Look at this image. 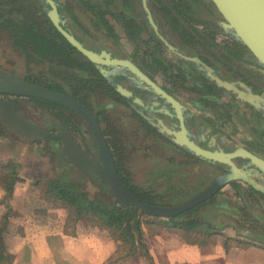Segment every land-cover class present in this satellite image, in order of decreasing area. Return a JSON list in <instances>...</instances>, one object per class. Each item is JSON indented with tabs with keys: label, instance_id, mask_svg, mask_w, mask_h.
Returning <instances> with one entry per match:
<instances>
[{
	"label": "trees",
	"instance_id": "1",
	"mask_svg": "<svg viewBox=\"0 0 264 264\" xmlns=\"http://www.w3.org/2000/svg\"><path fill=\"white\" fill-rule=\"evenodd\" d=\"M23 2L24 0H0L1 37L7 40L13 54H19L24 63L46 66L47 77L35 82V77L29 76L31 83L61 93L68 92L80 98L90 90V82L93 84L94 81L103 79L98 72L102 67L97 66V71L94 69L95 64L86 59L85 62L83 60V64L74 66V58L79 53L55 30L39 0H31V6L35 10L30 13L26 12ZM54 2L65 10L69 24L72 28L77 27L84 39H91L115 51L123 49L134 50L137 53L141 50L142 56L147 59L144 67L157 75L161 72L165 82L179 79L178 81L186 83V87L193 91L192 94H196V103L202 108L203 100L214 103L211 99L212 92L215 89H222L213 79L220 76L219 68H230L225 75L232 73L231 75H235L234 81L238 82L242 80L240 78L249 80L247 74L259 73L257 68L261 67L256 59L247 56L248 50L233 36L232 30L222 27V20L209 0H54ZM34 3L39 4L38 9ZM38 17L42 19L39 21ZM198 23L203 25L204 31L195 27ZM60 24L67 29L63 21ZM214 27H218L219 30L216 31ZM69 32L72 33L70 30ZM217 33L227 36L230 44L217 43L215 40ZM77 40L81 46L86 47L83 40L78 38ZM161 47L173 48V52L181 60L193 66L200 77L209 81L211 85L207 88L210 93L205 95L200 91L197 82L200 78L195 73L187 75L183 71V66L166 60L161 55L163 50ZM2 55L8 58L10 52L4 51ZM239 85L254 91L250 90L247 84ZM39 100L57 111L56 119L59 122L73 133L77 132L73 125L77 119H82L73 111L53 102ZM84 101L85 98L81 97L80 102L84 104ZM121 131V128L113 123L104 134L109 137V146L121 182L143 203L159 207L180 204L195 194L191 193L192 187L207 179L209 173L219 171L220 164H210L207 160L196 157L187 148L184 149L191 153L190 160L188 158L180 160L175 157L182 152L179 146L147 136L141 139L139 148L146 152L145 162L152 167L151 178L137 184L134 181L136 170H131L132 167L126 164L125 148L120 139L124 134L121 135ZM133 133L141 135L138 131ZM137 135L133 136L138 137ZM7 138L15 140L17 144L28 146L39 143L25 140L26 138L22 136H13L0 124V139ZM1 144H4V141H0ZM38 146L48 151L41 147L40 143ZM157 149L163 156L153 155ZM47 153L50 157L48 165L53 166L45 171L39 168L40 156H43V153L32 151L29 155V161H34L33 167L37 170L34 183L36 185L43 183L46 197L67 210L64 231L71 228L68 233L74 234L75 227L82 223L86 227L102 228L112 234L111 240L115 241L116 248L105 264H155L149 254L146 232L152 237L162 230L179 234L186 243L205 246L212 241L216 232L232 229L238 237L250 242L246 244L225 238L223 242L225 249L232 243L238 246L253 244L264 246V193L241 181L229 183L212 198L180 215L161 219L147 216L134 207L115 200L103 185L97 186L74 168H59L54 162V155L50 151ZM23 164L24 161H18L17 155L8 154L6 158L0 159L2 187L6 200L12 195L15 184L22 182L20 170ZM195 173L200 175L193 178ZM184 180L188 183L180 186L179 182ZM257 180L264 184V180L261 181L259 177ZM160 187L166 188L163 191L159 189ZM2 232L3 230H0L1 254L5 252ZM4 259L2 254L0 261Z\"/></svg>",
	"mask_w": 264,
	"mask_h": 264
},
{
	"label": "flooded vegetation",
	"instance_id": "2",
	"mask_svg": "<svg viewBox=\"0 0 264 264\" xmlns=\"http://www.w3.org/2000/svg\"><path fill=\"white\" fill-rule=\"evenodd\" d=\"M52 1L54 2V0ZM39 2L42 6L43 11L44 12L47 11L48 13V11L50 10V6L48 5L47 1L39 0ZM55 5L60 17V22L63 21L67 29L62 27L61 24L60 26L64 30H66L69 34H72L73 36L75 35L78 39L83 40L86 46L84 48L89 49L98 55H100L102 51H105L110 55L111 59L127 60L131 62L134 66H136L139 69L140 72H142L151 81H153L162 91H164L168 96L172 97L175 101H177L180 104L181 106L180 112L183 120L184 129L186 131V136L190 141L194 142L200 148L212 152L218 151L224 153H233L237 149L242 148L264 160V105L262 102H260L259 106H255L247 101L241 100L237 96V93L235 91L227 90L223 86H220L222 89H215L214 92H212L213 98L211 99L214 103L203 100L201 103L204 107L203 108L201 106L199 107L198 104L196 103V99H197L196 94L194 93L192 94L193 91H190L188 89V86L186 87V83L178 81L179 79H175L174 81L172 80L173 82L171 80L165 82L163 81V75L159 70L158 71L160 73L159 75H157L151 72V70L144 67V65H146L147 59L142 56L141 50L139 51L140 53L138 51L137 53H135L134 50L126 51L123 49H120V51L118 50L115 51L111 49V47L109 49V47L101 43L95 42L91 39L90 40L84 39L83 35L78 31V28L77 27L72 28L71 27L72 25L69 24V20L67 19V13H65V10L60 5L58 6L56 3ZM207 12L208 11H206V13ZM195 27L200 31H204L203 25L199 23L196 24ZM214 29L216 31L219 30L218 27H214ZM69 30L72 33H70ZM218 36H221L222 38L218 39ZM77 38L75 39L77 40ZM215 40L219 44H224V43L230 44L229 38L223 35L222 33H217L215 35ZM161 49H163L161 55H163L164 58H166L165 56L168 53L172 54L176 59H178V62L170 61L171 63L179 65L180 67L183 66L182 67L183 71L187 75L195 73L200 78L199 81L197 82L199 83L200 91H202L203 94L206 95L210 93L207 87L211 85V83L200 77V74L197 73V71L194 69L193 66L181 60V58H179L175 54V52H173V48L161 47ZM79 55L74 58V66L83 64V60L86 59L80 53ZM247 56L249 58H253L249 52L247 53ZM166 60H168V58H166ZM87 61L90 62L89 60ZM97 66L102 67V69L98 71ZM258 67L259 68L257 69L259 70V73L251 72L247 74L249 80L247 79L244 80L243 78L239 77L242 80L238 82L234 81L235 75H231L232 73L225 75V73H227L228 70L230 69L228 67L227 69L219 68L218 70L220 72V76L215 77L213 79L215 82L217 79L222 82H226L231 86H233L238 91H241L247 95L252 94L264 98V67L263 66L261 67L258 66ZM94 69H96L99 72V74H101L103 79L101 81H94L93 84L90 82V87H89L90 90L85 92L86 94H83L81 96L84 97L86 100L84 101V104L80 102L81 97L79 95L78 97L80 98H77L73 95L72 96L81 105H83L93 116L97 118L100 130L103 136L105 137L108 145H109V137L104 134V131H106L107 128L112 126L113 117L114 116L119 117L117 115H120L124 120V122L126 121L125 125L127 126L126 128L127 133H133V131H138L141 133L142 136L141 135L139 136L134 133L133 134L137 135L139 139H144L145 137L149 136L154 140L155 138L156 139L159 138L168 143L175 144L173 141L174 136L171 133L168 134L167 131L179 132L180 123L177 118L176 111L165 98H163L156 91L150 88L144 81H142L138 76L130 72L127 68L116 65L95 64ZM86 71H88L87 68ZM0 73L15 75L20 80H23L30 84H34L31 83V81L28 79V76L25 77L21 76L17 72H12L0 68ZM88 73L90 74L89 71ZM78 75H80V72H78ZM87 76L88 74H86V77ZM86 77L84 76L85 79L90 80ZM34 81L35 82L40 81V78H36ZM190 83L191 80L189 84ZM239 83L247 84L248 88L250 90L253 89L254 91H249L247 89L242 88L243 86L239 85ZM118 87L126 90L127 92L130 93V95L121 94L118 91ZM180 92L181 93L183 92V94H181ZM67 93H62V94L71 95ZM192 96L194 97L190 98ZM0 98L6 99L9 102L13 112L29 120L31 123L35 124L45 133L50 135L49 137H44L41 139L26 138L25 140L31 142L33 141L37 143L39 142L41 147H45L48 151H50L54 155L53 158L54 162L59 168L62 167L74 168V167L70 163H68L67 166L64 165L60 166L61 162L59 160L60 157L59 150L62 149V144L61 141L57 138V136L60 135V131L55 128V124H59L60 126H62L63 130L67 131L72 136V138L75 141H77V143L89 154L90 158L92 159V154L94 152V149L92 148V142L89 137L91 128L89 127L87 122L83 118L78 116L75 112L74 113L82 120L79 119L76 120V124H74L73 126L75 127L77 132L73 133L71 130H69V128L65 127V125H63L61 122H59L56 119L57 111L53 110L52 108L50 109V107H48L45 102L43 103L38 98L37 100L36 98L15 97V96H8L1 94H0ZM104 108L106 111H104ZM114 112L115 113L119 112V113L115 114ZM223 117L229 123V126L231 127V131L232 133H234L233 135H229L221 131L222 126L224 125L223 123H221V118ZM0 124L7 130V132L11 133L13 136L16 137L20 136L14 130H10L7 126V123L3 121L2 118H0ZM145 129H148L149 132L147 131L148 132L147 133ZM237 134H242L243 139L241 140L235 137L237 136ZM120 139L122 145L124 146V148H126L125 142L123 143L122 138ZM126 140H127V136H126ZM56 144H58V146H56ZM157 147L161 149L159 145ZM179 148L181 149L182 152L175 155V157L180 160H184V159L187 160L186 158L189 159L191 153H189L184 149L186 147L179 146ZM159 149L155 150L154 152L161 154L162 149L161 151ZM125 152L126 151L124 150V156H125ZM181 153H185L186 155ZM195 156L203 160H207L197 155ZM207 162L210 164H216V163H212L209 160H207ZM233 162L239 167L242 166L246 167L247 164L246 161L242 160L239 157H235L233 159ZM218 168L219 171L217 170L212 174L209 173V177L207 179H205L202 183L192 187L191 193H195V194L190 195L185 200L200 193L215 177L225 174L228 169V167L223 164H220ZM74 169L80 172L78 169L76 168ZM199 175H200L199 173H195V175H193V178L198 177ZM259 178L261 179V181L264 180L262 179V177ZM257 179L258 177L253 178L255 182L264 186V184H262ZM226 186H224L223 188H225Z\"/></svg>",
	"mask_w": 264,
	"mask_h": 264
},
{
	"label": "water",
	"instance_id": "3",
	"mask_svg": "<svg viewBox=\"0 0 264 264\" xmlns=\"http://www.w3.org/2000/svg\"><path fill=\"white\" fill-rule=\"evenodd\" d=\"M46 1L50 6V10L47 13L50 22L57 32H59V34L82 56L98 65H116L127 68L170 103L176 111L180 123L179 132L167 131L168 134L171 133L174 136L173 141L175 144L188 148L195 155L207 159L212 163L226 165L228 169L225 174L215 177L200 193L183 201L181 204L171 207H159L143 203L136 199L121 182L114 158L100 130L97 118L72 95L58 93L43 86L27 83L20 80L15 75L0 73L1 95L38 98L56 103L75 112L78 116L83 118L91 128L89 137L92 142V148L94 149L92 159L77 141H75L67 131L63 130L62 126L55 124V128L60 131V135L57 136V138L62 144V149L59 150L60 166H67L68 163H70L97 186L101 187L103 185L108 194L115 200L127 206H132L147 216L161 219H168L180 215L196 207L212 198L220 189L233 181H241L253 187L255 190L264 193V186L253 180L254 177H262V179H264V160L242 148L237 149L233 153L212 152L202 149L194 142L190 141L186 136L180 112L181 106L177 101L162 91L131 62L127 60L111 59L110 55L105 51H102V53L98 55L81 46L79 41H77L72 34H69L60 26V17L55 3L52 0ZM209 1L213 4L221 18L222 27L232 30L233 36L238 39L240 43L246 47L251 56L264 67V0ZM216 82L227 90L235 91L241 100L247 101L255 106H259L260 102L264 105V98L252 94L247 95L238 91L230 84L218 79ZM118 91L121 94L130 95L129 92L120 87H118ZM0 118L7 123L10 130H14L22 137L28 139H41L50 136L29 120L13 112L9 102L3 98H0ZM56 146H58V144H56ZM235 157H239L246 161V167L237 166L233 162Z\"/></svg>",
	"mask_w": 264,
	"mask_h": 264
},
{
	"label": "crops",
	"instance_id": "4",
	"mask_svg": "<svg viewBox=\"0 0 264 264\" xmlns=\"http://www.w3.org/2000/svg\"><path fill=\"white\" fill-rule=\"evenodd\" d=\"M17 191L15 188L9 202H1L4 192L0 188V230L5 249L0 264H105L114 253L115 244L95 231L83 232L77 225L70 234L60 226L50 228L45 218L25 215L31 204L28 200L17 206ZM8 205L19 216L5 217ZM215 234L205 246L186 243L179 234L169 232L146 237V241L155 264H264V246L232 243L225 249V238L246 244L250 241L227 229Z\"/></svg>",
	"mask_w": 264,
	"mask_h": 264
},
{
	"label": "rangeland",
	"instance_id": "5",
	"mask_svg": "<svg viewBox=\"0 0 264 264\" xmlns=\"http://www.w3.org/2000/svg\"><path fill=\"white\" fill-rule=\"evenodd\" d=\"M24 6L26 7V12L30 13L32 10H35L31 5L32 2L31 0H24ZM35 8H39V4L34 3ZM42 18H39L37 20H41ZM196 26V25H195ZM221 36H218V39H221ZM10 52V57H6L2 55V52ZM166 58H168L169 61H175L178 62V59H176L172 54L168 53L166 56ZM173 58V59H172ZM15 61V62H14ZM0 68L12 71V72H17L19 75L21 76H33L36 78H40V80H44L48 73L45 72L46 70V66L43 65H35V64H27L26 62L24 63L23 59L20 58L19 54H16L12 52L11 47L7 44V40L4 39V37L0 35ZM41 70L43 72H41ZM45 72V73H44ZM47 74V75H46ZM120 107V106H118ZM115 113V112H114ZM119 113V112H116ZM115 113V114H116ZM114 114V115H115ZM221 114V113H220ZM119 117L114 116L113 120H112V125L113 123L121 128V135L124 134V136L122 137L123 143L125 142V158H126V164L130 168L135 169L136 171L134 172V181L139 184L141 181H145V180H150L151 176H150V172L152 170V167H150L149 164H147L145 162V159H147V155H145L144 153L146 152H142L139 148L140 145V141L141 139H139V137L133 136V133H127L126 132V128L127 126L125 125L126 121L124 122V120L122 119V117L120 115H117ZM221 123H223L224 125L222 126V130L223 132H225L226 134L229 135H233L234 133H232L231 131V127L229 126V123L227 122V120L223 118H221ZM130 124V123H129ZM131 126V125H130ZM126 136H127V140H126ZM238 139H243L242 138V134H237ZM0 141H4V144L0 145V159L1 158H6L8 156V154L11 155H17L18 157V161L23 160L24 164L22 169L20 170V176L22 178V182H18L15 184L13 192L15 190V188H18L17 194L15 199L17 202V206L18 204H23L24 202L27 203V201L29 200V203L31 204L30 206V210L29 212L26 210V214L25 215H31L33 217H40V218H45L47 220V222L49 221L50 223H48V225H50V228H58L60 226L63 227L66 221V218L68 216L67 214V210L63 207H61L60 204L50 200L49 198L46 197L45 195V188L43 183H40L38 185H36L34 182H36V178L35 176H37V170H35L34 166V161H29V155L32 151L37 152V153H43V156H40V163H39V168L42 170H46L49 169L53 166V164H49L50 163V157L47 153V151H44L43 149H41L38 144H31L30 146L28 145H24L22 143L17 144V142L13 139H5V140H1ZM153 155L155 156H163V154H159L154 152ZM33 162V163H32ZM126 166V165H125ZM150 167V168H149ZM189 176H192V174H189ZM2 172L0 170V188L1 190H3L2 187ZM186 183H188V181L184 180L183 182H179V185H185ZM166 187H160L159 189L161 190H165ZM24 190V192H23ZM163 190V191H164ZM4 192V191H3ZM13 195V193H12ZM12 195L6 200L5 199V192H4V197L1 200V202H9V200L12 197ZM10 206L8 205V208ZM6 208L5 210V215L7 217H14L16 218L17 216H19L18 212L14 211L12 209V207H10L9 209ZM78 226H81V228L83 229V232H96L101 238H105V239H109L111 240V233L108 230H104L102 228H89L84 226L82 223H79ZM69 229V230H68ZM67 232L71 231V228H66ZM65 230V231H66ZM228 231L233 232L232 229H227ZM76 231V227L74 232ZM167 231L162 230L161 233H166ZM157 234V235H159ZM146 236H149V233L146 232ZM156 236V235H155ZM154 237V236H152ZM151 237V238H152ZM111 242H113L115 244L116 247V243L115 241L111 240Z\"/></svg>",
	"mask_w": 264,
	"mask_h": 264
}]
</instances>
